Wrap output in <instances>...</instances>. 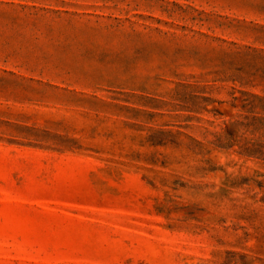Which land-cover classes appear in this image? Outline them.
I'll return each mask as SVG.
<instances>
[{"label": "rangeland", "instance_id": "374dc122", "mask_svg": "<svg viewBox=\"0 0 264 264\" xmlns=\"http://www.w3.org/2000/svg\"><path fill=\"white\" fill-rule=\"evenodd\" d=\"M0 264H264V0H0Z\"/></svg>", "mask_w": 264, "mask_h": 264}]
</instances>
